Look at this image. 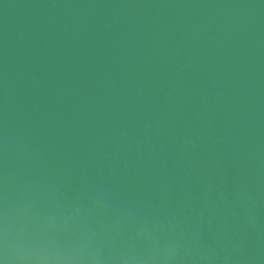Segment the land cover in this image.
<instances>
[{
	"label": "water",
	"instance_id": "95a60500",
	"mask_svg": "<svg viewBox=\"0 0 264 264\" xmlns=\"http://www.w3.org/2000/svg\"><path fill=\"white\" fill-rule=\"evenodd\" d=\"M0 264H264V0H0Z\"/></svg>",
	"mask_w": 264,
	"mask_h": 264
}]
</instances>
